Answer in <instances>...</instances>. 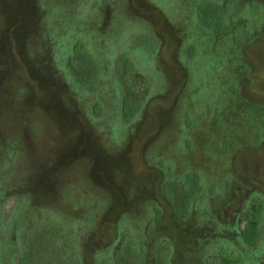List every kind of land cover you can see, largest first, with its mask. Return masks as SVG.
I'll use <instances>...</instances> for the list:
<instances>
[{
  "label": "rangeland",
  "instance_id": "obj_1",
  "mask_svg": "<svg viewBox=\"0 0 264 264\" xmlns=\"http://www.w3.org/2000/svg\"><path fill=\"white\" fill-rule=\"evenodd\" d=\"M226 1L0 0V264H264V0Z\"/></svg>",
  "mask_w": 264,
  "mask_h": 264
},
{
  "label": "trees",
  "instance_id": "obj_2",
  "mask_svg": "<svg viewBox=\"0 0 264 264\" xmlns=\"http://www.w3.org/2000/svg\"><path fill=\"white\" fill-rule=\"evenodd\" d=\"M77 56L78 55L76 54V56L73 58V60L76 63V65L74 64L73 67L78 73H80V71L86 70V68H88V65H86V63L87 64H91V63L85 62L84 60H81V58L77 57ZM92 65L93 64H91V66ZM80 68H81V70H80ZM129 69L130 70L127 71V75L132 76L131 67ZM145 94H146V88L144 89V92L141 95H136L133 92L128 91V93L126 94V96L123 99V112L126 115H132V114L136 113L141 106V101H142L143 97L145 96ZM243 232H244L243 234H244L245 238L247 239V241L249 243L250 242L252 243L256 240V237L258 235V224H257V221L255 218H248L247 225H246ZM122 248H124V246Z\"/></svg>",
  "mask_w": 264,
  "mask_h": 264
},
{
  "label": "flooded vegetation",
  "instance_id": "obj_3",
  "mask_svg": "<svg viewBox=\"0 0 264 264\" xmlns=\"http://www.w3.org/2000/svg\"><path fill=\"white\" fill-rule=\"evenodd\" d=\"M236 0H227L226 2L227 3H230V2H235ZM263 123H264V120H263ZM258 201H259V208H262L263 206H264V198L262 199L261 197L260 198H258L257 199ZM246 225H247V222H246V224H245V226H244V228H243V230H242V235L244 236V229H245V227H246ZM245 237V236H244ZM245 240L247 241V239L245 238Z\"/></svg>",
  "mask_w": 264,
  "mask_h": 264
}]
</instances>
